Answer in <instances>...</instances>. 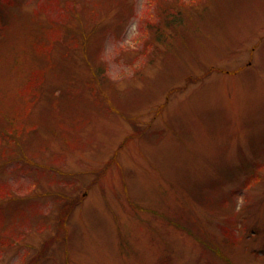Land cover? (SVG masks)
I'll return each mask as SVG.
<instances>
[{"label": "rangeland", "instance_id": "1", "mask_svg": "<svg viewBox=\"0 0 264 264\" xmlns=\"http://www.w3.org/2000/svg\"><path fill=\"white\" fill-rule=\"evenodd\" d=\"M0 196V264H264V0H0Z\"/></svg>", "mask_w": 264, "mask_h": 264}, {"label": "trees", "instance_id": "2", "mask_svg": "<svg viewBox=\"0 0 264 264\" xmlns=\"http://www.w3.org/2000/svg\"><path fill=\"white\" fill-rule=\"evenodd\" d=\"M49 33H51V36L52 35H56L57 37H61L62 39L64 38V36H63V32H62V30H61V28H60V26H59V24L58 23H56V24H54L53 26H52V28H51V32H49ZM56 37V38H57ZM49 39H51V37L49 36ZM58 40H60L59 38H58ZM54 40H52L51 42H53ZM73 42L72 43H75L76 44V42L74 41V40H72ZM47 45V48H49V45L48 44H46ZM129 120H131V119H129ZM0 198H6V196H0ZM1 201V200H0ZM75 205H76V201H75ZM1 207V206H0ZM67 216V215H66ZM3 219H4V210H1L0 209V226L1 225H3L4 224V222H3ZM9 239V238H8ZM7 238H1L0 237V249H1V246H4V244H6V243H9V240H8ZM39 262V259H37L36 260V262L35 263H33V264H36V263H38Z\"/></svg>", "mask_w": 264, "mask_h": 264}]
</instances>
